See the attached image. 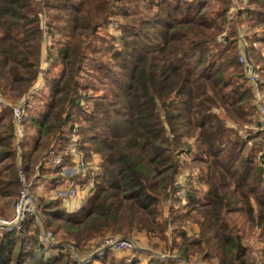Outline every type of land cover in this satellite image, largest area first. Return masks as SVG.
<instances>
[{
    "label": "trees",
    "instance_id": "obj_1",
    "mask_svg": "<svg viewBox=\"0 0 264 264\" xmlns=\"http://www.w3.org/2000/svg\"><path fill=\"white\" fill-rule=\"evenodd\" d=\"M231 8L230 0H0V94L25 103L28 114L20 140L11 111L0 110V216L17 200L20 165L34 191L67 185L75 144L86 162L100 159V171L72 178L94 177L95 186L75 212L60 197L37 198L59 230L79 241L166 238L169 224L192 221L196 239L186 240L182 228L175 234L180 255L256 264L247 241L264 240V151L251 144L260 135L244 140L233 127L259 114L236 46L214 48L226 31L236 42ZM42 13L56 47L45 71ZM244 13L251 44L261 46L250 47L249 59L264 91V0H248ZM40 74L43 88L31 95ZM51 152L63 158L60 166H47ZM186 165L194 166L183 186ZM35 221L0 233V264L60 262H45L47 243L31 236ZM260 256L264 264V250Z\"/></svg>",
    "mask_w": 264,
    "mask_h": 264
},
{
    "label": "rangeland",
    "instance_id": "obj_2",
    "mask_svg": "<svg viewBox=\"0 0 264 264\" xmlns=\"http://www.w3.org/2000/svg\"><path fill=\"white\" fill-rule=\"evenodd\" d=\"M199 1L202 0H185L186 3L190 4H197ZM231 1V16H233V21L236 22L235 28H236V42L234 44H230L229 40L227 39L228 32L226 31L223 33L218 39L217 43L214 45L215 50H221L228 46H236L234 56L237 57L240 54V51L243 50L246 53V57L248 62L250 61V47L254 45L255 48L260 49L261 46H259L257 43L251 44L250 38L253 37L254 30L252 29L250 23L246 21V15L245 10L248 6V0H230ZM43 14V13H42ZM48 22V17H46L45 14L41 15V22L40 27L42 29V59L44 60L43 64V70L49 68L48 66V59L51 52H54L56 49L55 47V40L47 33L46 24ZM115 25L112 24L109 27V30L111 33L116 35L115 32ZM262 52H264V49H262ZM239 61V60H238ZM240 63V62H239ZM53 74L57 75L58 70L53 71ZM44 75L40 74L38 82L36 86L42 87V83H44L45 77L43 79ZM0 96H2L0 94ZM3 97V96H2ZM4 98V97H3ZM37 96H35L33 100V105L35 106L37 104L36 100ZM26 115L27 112H26ZM253 124L241 126V127H233L234 130L238 133V136L241 139H247L250 136H257L259 138V135L261 136L260 139H256L251 144H256V147L259 150L264 151V147L262 144L263 136L260 132V127L258 126L260 117L257 116V118L253 119ZM77 147V146H76ZM51 155V153H50ZM50 158H55L57 155L54 153V157L50 156ZM74 162L76 161L77 157H83L76 149V152L74 153ZM49 158V159H50ZM95 158V157H94ZM91 161L92 164H95ZM98 158V157H97ZM184 163L189 162L188 158L184 156ZM99 162H97L98 171L95 173V176L98 175V172L100 171V159H98ZM90 162V163H91ZM75 166V164H74ZM74 166H70L69 168L72 169ZM95 166V165H93ZM194 165H186L183 168L182 176L180 177V182L184 186L185 184V176L186 174L191 171V167ZM68 169V168H67ZM67 175L73 174L72 172H66ZM93 177V176H92ZM93 182L94 186V177L92 180L89 181ZM88 184V182H86ZM41 186V187H40ZM37 191H34L36 198H40V196H44L47 199L51 198H57L60 195H57L56 197H53L54 191L48 190L47 186L40 185ZM199 190L205 192L206 187L198 184ZM95 190V186L93 187ZM94 193V191H93ZM92 193V194H93ZM181 196L183 199L182 206H185L187 204L185 192H181ZM61 198V197H60ZM16 202V201H15ZM39 202V201H38ZM15 204V203H14ZM14 206V205H13ZM12 206V207H13ZM11 216V215H10ZM9 217V216H0V218ZM36 219V217H35ZM59 222H53V224H50L49 219H45L41 215L40 209H38L37 212V219L35 221L34 227L31 228V236L35 238L41 239L43 242L47 243L44 238L43 234L47 232H52L55 236L56 241L51 244L47 243L45 245L46 247H43V251L46 254L45 262L47 260H51L53 258H60V262L52 261L53 264H217L213 258V260H207L204 259V257L201 254H192L189 257H185L183 255H180L179 253V245L180 243H175V234L177 233L178 228H182L185 234L187 235L188 241L194 240L199 235V226L189 221L185 224H169V228L166 233V238H162L159 236L155 237H148L143 234H136L132 237L125 238L129 239L134 243V249L130 252H116L111 250L110 248H107L105 246V243L109 239H123L119 236H111L106 235L102 238H92V239H84L82 241H79L71 234H68L65 232V230H59ZM183 240V239H181ZM35 241L31 240L27 242V248L34 249ZM247 245L250 246L253 249V254L256 260V264H261V251L264 250V240L259 239L257 237H254L251 240L247 241ZM44 255L42 254L40 256V260H42ZM29 264V263H28Z\"/></svg>",
    "mask_w": 264,
    "mask_h": 264
},
{
    "label": "built area",
    "instance_id": "obj_3",
    "mask_svg": "<svg viewBox=\"0 0 264 264\" xmlns=\"http://www.w3.org/2000/svg\"><path fill=\"white\" fill-rule=\"evenodd\" d=\"M238 60L241 65L244 66L246 77L248 79L249 85L252 90V96H253V103L258 111L259 117H260V123H261V131L264 135V91L261 88V81L258 72L254 68L250 62H248L245 51H240V54L238 56ZM42 87L36 86L35 89L31 92V95H34L36 92H40ZM0 110L7 111L10 110L13 116L14 126L16 129V133L18 135V138L21 140L24 132V123H25V117H26V106L25 103H19V104H12L11 102L4 99L2 96H0ZM71 154H72V161L75 164V166L71 169V172L73 174L67 175L66 170L64 172V176L68 178L69 185L64 186L62 191H59V197L68 198L69 200L77 199L79 196H81L84 188L87 186L89 187V190H92L93 193V182L81 184L75 179H72L74 176H86L89 171L92 172V175H95V173L98 171V164L97 162H93L95 164H92V162H86L83 157H77L76 161L74 162V153L76 152V145L72 144L70 147ZM52 157H54V152H51ZM46 158V164L49 167H56L60 166L63 163V158L60 156H56L55 158ZM95 165V166H93ZM18 179L20 184L19 194L17 197V200L13 206V213L9 217L0 218V233H9L14 230H19L22 228L24 222L29 217H36L37 219V212H38V203L37 198L35 196L33 188V182L28 177L25 169L22 167V165L18 168ZM88 197L90 196V191H87ZM87 197V198H88ZM67 212L72 213L70 210H67ZM43 238L47 243L53 244L56 239L52 232H47L43 234ZM105 246L107 248H110L113 251L116 252H130L134 249V243L130 241L129 239L123 238L121 239H109L106 241Z\"/></svg>",
    "mask_w": 264,
    "mask_h": 264
},
{
    "label": "crops",
    "instance_id": "obj_4",
    "mask_svg": "<svg viewBox=\"0 0 264 264\" xmlns=\"http://www.w3.org/2000/svg\"><path fill=\"white\" fill-rule=\"evenodd\" d=\"M98 159H99V158L95 157V158H94V161H95V162H99ZM66 172H71V169L68 168V169L66 170ZM68 185H69V183H68L67 185H64V186L66 187V186H68ZM64 186L59 187V188H57L56 190H53V191H54V195H52V196H53V197H56L57 195H59V191H62ZM65 187H64V188H65ZM87 191H88V192L90 191V195H92V190H91V189L89 190V187L86 186V187L84 188L83 192L81 193L82 195L79 196L77 199L69 200L68 198L63 197L62 199H63V204H64L65 208H66L67 210H70L71 212H75V211H77L78 209H80L81 206L85 203V201H86V199H87V197H88V195H87ZM93 191H94V190H93ZM12 213H13V207H10V208L6 211V214H5V215H6V216H10Z\"/></svg>",
    "mask_w": 264,
    "mask_h": 264
}]
</instances>
